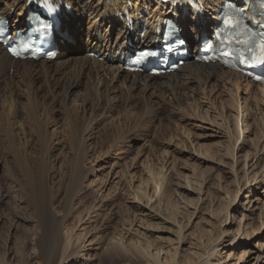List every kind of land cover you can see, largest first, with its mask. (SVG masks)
Wrapping results in <instances>:
<instances>
[{
  "label": "bare ground",
  "instance_id": "obj_1",
  "mask_svg": "<svg viewBox=\"0 0 264 264\" xmlns=\"http://www.w3.org/2000/svg\"><path fill=\"white\" fill-rule=\"evenodd\" d=\"M62 1L63 3H69L73 6L75 16L68 14L66 9L64 7L62 8L61 24L55 31V42L60 50L56 59H40L38 61L32 59H16L7 52L5 47L0 45V133H5L7 141L12 147H15L16 152H18L17 140H26L24 143L27 145L28 149L25 152L27 156L31 157H25L30 159H24L21 165L24 169V173L30 187L33 189L35 185H37L36 188L40 190V193L42 191V196L40 195V199L38 200L37 198L35 204L33 205H35V215L40 224V232L37 235L36 243L38 250H40L39 253L43 264H70L68 262L73 260L74 256L72 253L75 251H73L75 247H73V245L75 244L72 242V233L68 230L70 227L66 222L67 218H69L73 213H76L78 224H83L91 218V210L86 209L88 211L85 210V212L81 209H77V206L75 205V198H77L79 193L82 191L84 179L86 178V175H88V172L84 169L85 158L88 154V152L85 151V143L90 139L94 129H96L94 127V122L98 116H103L102 119L105 120L106 124L110 127L111 133H108L107 136L108 139L110 138L111 140V142H109L111 143L109 147L113 148L115 144L117 147L119 145L118 142L125 140V138L129 135L128 133L132 131L129 126L126 127L127 124H125V118H130L132 121L139 120L146 124L148 123L151 127H154L155 122L158 121L157 125L151 132V140L149 139V142L153 143L156 141L155 143L161 144L164 143L163 141L166 139L171 140V142L178 139V125L177 122H175L176 120L174 121V118H172V113L178 109L180 111L184 110L186 112L185 114L188 115L189 113L187 114V109H185L186 106L183 108V103H190L189 101L192 100L190 97L193 95L196 99L199 98L201 101H204L207 108L217 112L215 110V103L212 102L214 99L213 96L211 94H205L204 92L201 93V84H199V86L197 84L200 82L201 78L203 79L218 76L221 80L230 84L231 90L235 91L236 94L243 90L246 92L258 91L261 95L260 96L258 94V96L264 103L263 82H256L241 72L226 68L220 62H200L193 56L188 58V62L181 66L178 70L160 75L151 74L149 71L131 72L125 68L120 58V54L122 52L127 53L131 50V47L128 45L129 40L133 39L134 35H136L138 31L144 27L146 28V31L141 38V42L150 44L156 35V27L162 24L164 19L171 18L172 12L175 13L174 15L176 20L182 24L183 27V25L186 24L185 21L187 20L186 16L188 14L184 7L180 9L176 6L168 9L167 6L161 2V0ZM129 1L134 3V8L129 6ZM202 1L205 6L204 16H200L199 11H191L190 17L193 19V22L192 24L189 23L187 28H184L182 32L183 37H186V40H192V38L194 39V36L192 37V33H194L195 39L200 38L201 40L203 37H207L208 20L205 15L207 9L209 10L208 14H211L215 18L211 23V27H215L219 19V9L226 0ZM234 1L244 5L245 9L248 8L247 4H244L243 0ZM25 2L26 0H0V14L11 19V23L9 24L13 28V34L17 28L21 27V24L25 23V19L23 20V16H26L27 10ZM201 7L202 6L200 5V8ZM128 17L134 19L132 27H129L128 25ZM69 30L71 33L68 32ZM73 32L77 35L78 41L82 45L88 46L87 49L82 50L80 47L76 46V44H73L76 41ZM131 33L134 35L132 36ZM199 45L200 42L196 44L195 50L198 49ZM90 52H95V54L92 55ZM107 76H110L111 78L108 80ZM120 82H122L124 87V84H129V86L125 88L127 91H121L123 93V98H121V95L117 96L116 93H113V91L116 92V88L118 87L117 85H119ZM225 82H223V84ZM189 83H193L192 87L186 88L189 86ZM133 87L136 89L139 88V93L137 92L138 94L136 92L134 93L132 90ZM81 89H84V91L82 92ZM149 90H156L158 94H168L169 97L160 98V100L157 101L153 100L155 98L147 99L146 96ZM181 90H184V93L186 91H190L191 94H187V96H185L186 98H182L184 96L181 97L178 93ZM235 98L237 97H234V99ZM237 100L239 105V111L237 112V120L239 122L237 135L239 137L236 139V143H233V149L227 145L228 148L230 147L228 154L233 157V167L231 170L234 172L235 182L238 179V169L236 170V166L239 161V158L236 157L235 154V150L238 152L239 149L237 145H239L238 143L241 142V139H243L242 142L246 143V141H244L245 134L249 133L250 130H255L256 132L260 129L255 118L249 116L252 113H249V115L247 114L252 121L250 122V120H247L248 116L244 114L245 112L243 113L240 111V109H244L241 107V100L239 98ZM104 101L106 102V106L108 105L107 110H103L101 108ZM193 107L192 110H194ZM59 108L61 109L60 112H62L61 118H57L58 115H56ZM184 111H182V113ZM191 115L193 116V114ZM261 116L264 117V112L262 111ZM195 118L197 119L198 117ZM131 120L130 122H132ZM262 120L264 119L262 118ZM207 121L202 119L198 120V122L203 125H207ZM186 125L185 127L188 126ZM58 128H62L63 130L66 129L68 131V144H72V150L76 153V159L74 158L75 161L72 162V165L70 162L71 175L70 178H68V193L61 205L60 211L56 210L59 206H57V208L55 207L53 201V197L55 198V196H52L50 193V183L52 184L51 179L56 176L55 172H57V169L55 168L56 170L54 172L52 163L47 161L52 157V154L50 155L49 152L50 150H53L51 147L54 143L55 136L58 134ZM134 128L133 130H136ZM149 129L151 128L149 127ZM186 130L187 129H185V131L182 130V133L186 139L190 140V133ZM207 130L213 131L217 137H230V133H228V131L225 132L222 129L218 130L214 129V127H210ZM28 134L36 135L38 144L37 147L31 146ZM129 138H131V136ZM261 139L263 140V138ZM182 141L184 140L182 139L181 142ZM192 141L195 142L194 140ZM262 143L261 149L263 153L264 140ZM199 146H202L200 142H195L191 146L195 148L193 150L191 149L192 151L189 154L193 160H196L199 163H208L206 161L212 162L213 164L218 163L210 156L212 153L209 155L206 154L209 152L210 148L208 149L205 146V149H203ZM256 148H258V145ZM164 151L165 153L163 154L166 156L165 158H167V155H172V151L169 149H164ZM211 151L213 152L214 149L210 150V152ZM260 152L253 157H250V154L244 155L243 167H245V170H247L248 173L254 172V170L256 171L257 164L255 165V163L251 162H253V159L255 158L256 161H260V155L262 154ZM173 166L174 163L171 161L169 164L170 168H167V171L171 170V168L173 169ZM190 167L187 170H191V175H187L186 180L184 181L186 185L183 189H185L188 193L196 194V192H194L196 191L195 187H198V190L200 189L197 193L199 197L198 199L201 203H204L206 197L208 196L207 198H209L210 193L206 194L208 190L205 193V190L202 189L203 183L198 182L197 179L193 178V171L195 168L193 169L191 167V169ZM150 169L147 171V181L141 183L143 186L137 185L135 188L133 187L134 201L132 203L136 207V212H138L137 215L144 213L145 216H151L153 213V215L159 217V215L154 213V204L155 201H157L154 197H159L164 193H161V191L169 189L170 185H168V188L166 186L164 187V183L166 181L165 172L163 173L164 175H161L162 172L155 173L151 172L153 168L151 170ZM248 169H251V171ZM65 170L67 171L68 169ZM258 173L259 172L256 171L253 173L252 177L246 176L245 178V183L249 188L248 194L246 195L247 202H245L248 207H250L251 211H254L256 208L259 211L258 214L260 224L257 227H253V231L257 236L259 235L258 237H260L264 235V207L260 208L257 206H259L261 202L262 205L264 204V190L262 191L263 193H260V191H258V187L260 185L261 187L264 186V178H262L263 176ZM11 174V172H7V175L11 176ZM260 177L261 179L259 180ZM64 181L65 180H63V182ZM171 181L174 182L173 180ZM52 185H55V183ZM238 185L235 201L231 200L230 197L227 196L228 202L223 205L219 216L223 214L229 218V208H231L234 202H236L242 190L240 183ZM52 190L53 188L51 189V192ZM150 190H152L153 193H150ZM34 192L36 193L37 191ZM258 192L259 195L263 196V199H260L258 196L256 198L255 195H257ZM168 194L170 193L168 192ZM33 195L28 196L27 198L34 203L35 196L33 197ZM144 197L146 199H144ZM161 197L162 196H160V199ZM144 201L147 203L146 205L144 204ZM255 203L259 205L256 204V207H254ZM186 206L187 208L192 207L189 204H186ZM243 209H245V207H243ZM205 221L204 226H201L199 221L195 222V224L199 225L196 226L199 228V232L196 234L198 239H195L197 242L195 244L198 245L199 248L197 250H193L190 254L184 255L182 254V249H180V245L185 242L183 232L186 228V224H184L183 221H178L175 225L179 229V239L176 243L177 246L174 245V251H169L168 249L165 253H163V255H161V252L164 250V246L162 244L157 245L158 241L155 240H160L161 238L158 236L154 241L149 240L146 241V243H143L141 240L138 241L128 239L125 234H120L119 236L114 235V237L109 236L110 239L107 241L106 247L102 252L103 257H114L119 258V260L123 259V264H223L220 261H213L214 256L222 255V251H220V242L222 241V238H220L221 236L219 235H213V219L210 217ZM189 223H193L192 217ZM242 229L245 233L247 232V235L243 236V238H246L247 240L245 242L240 240L242 237L241 235V237L239 236L236 238L231 245L229 243L223 248L227 246H230L232 249L242 248L243 242L244 248H242L241 252L237 254L236 261L225 264H243L246 259L253 261L251 264H264V242H261L258 248L255 245L250 244V235H248L247 224L245 226H239L238 233H240ZM130 230L131 227L128 231ZM96 256L100 259V256L102 255L97 253ZM77 258L78 257H74L73 262H75V259ZM0 264H5L4 256L0 257Z\"/></svg>",
  "mask_w": 264,
  "mask_h": 264
},
{
  "label": "rangeland",
  "instance_id": "obj_2",
  "mask_svg": "<svg viewBox=\"0 0 264 264\" xmlns=\"http://www.w3.org/2000/svg\"><path fill=\"white\" fill-rule=\"evenodd\" d=\"M188 23L192 24L191 21ZM73 34L75 35L76 39L73 44H76V46L80 47L82 50L87 49L88 46L82 45L78 41L77 35L74 32ZM193 35L194 33H192V37ZM194 41L196 42V40ZM110 78V76H107L108 80ZM223 82L225 81L221 80L218 76L200 79V82L197 84L198 86L201 84V93L204 92L205 94H211L213 96L215 100L213 99L212 102L215 103V110L217 112L207 108L206 104H204V101H201L199 98L196 99L194 95L192 97L188 96L192 100L189 101L190 103L185 104L184 102V106H182L183 108L186 106L185 109H187V114L189 113V116H192L191 114H193V116L189 117L185 114L186 112L184 110H182L184 111L182 113V111L178 109L172 113V118H174V121L176 120L175 122H177L178 125V139H175V141L172 142L168 139L164 140V143L161 144L155 143L156 141L154 140L153 143L149 142V139L151 140V132L157 125L158 121L155 122L154 127H151L148 123L146 124L139 120L132 121L130 118H125V124H127L126 127L129 126L132 131L128 133L129 135L125 138V140L118 142L119 145L117 144V147L114 143L115 146L110 148L109 145L111 143L109 142H111V140L110 138L108 139L107 136L108 133H111L110 127L106 124V121L102 119L103 116H98V120L96 119L94 122V127L96 129H94L90 139L85 143V151H87L88 154L85 158L84 169L88 172V175H86V178L84 179L82 191L79 193L77 198H75V205L77 206V209H81L83 211L86 209L91 210V218L83 224H78L76 213H73L69 218H67L66 222L70 227L68 230L70 233H72V242L75 244L73 245V247L75 246L73 251H75H72V254L74 257H78L75 259V262H73L74 257L72 256L73 260L69 261L68 263L123 264V259L119 260V258L114 257H103L102 253L106 247L107 241L110 239L109 236L114 237V235L119 236L120 234H125L126 238L128 237V239H134L138 241L141 240L143 243H146V241L149 240L154 241L158 236L161 238L160 240H155L158 241L157 245L162 244L164 246V250L161 252V255H163V253H165L168 249L169 251H174V245L177 246L176 243L179 239V229L175 225V223L178 221H183L184 224H186V228L183 232L185 242L180 245V249L183 251L182 254H190L193 250H197L199 248V246L195 244L197 243L195 239H198L196 234L199 232V228L196 226L199 225L195 224V222L199 221L201 226H204V223L206 222L205 220H207V218L209 219L210 217L213 219V235H219L221 236L220 238H222V241L220 242V251H222V255L214 256V262L220 261L225 264L236 261L237 254H239L242 248H244V242L247 240L246 238H243V236L247 235V232L245 233V231L242 229L240 233H238L239 226H245L247 224L248 235H250V244L255 245L258 248L261 242H264V235L258 237L259 235L257 236L253 231V227H257L260 224V218L258 214L259 211L257 208L254 211H251L250 207H248L246 204V195L248 194L249 188L245 183L246 176L252 177L253 173L256 171H258V174H261L263 176L262 178H264V167H262L264 166V152L262 153L261 149V143L264 140V120H262L264 117L261 116V111L264 112V103L262 100H260L258 91H251V94V92H246L243 90L236 94L235 91L231 90L230 84L226 82L223 84ZM192 84L189 83V86L186 88H191ZM124 85L125 87L123 86L122 82H120L119 85H117L118 87L116 88V92L113 91V93H116L117 96L121 95V98H123L122 92L127 91L125 88H127L129 84ZM195 88L197 89L196 86ZM81 90L82 92L84 91V89ZM132 90L134 93H139V88L136 89L133 87ZM183 91L184 90L178 92L181 97L184 96L182 98H186L185 96H187V94H191L190 91L188 92L185 90V93ZM233 96L237 98L234 99ZM146 97L147 99L155 98L153 100L157 101L160 100V98L169 96L168 94H158L156 90H149ZM238 98L241 100V107L244 108L240 109V111L243 113L245 112L244 114H246V116H248L249 113H252L249 116L255 118L260 129L256 132L255 130H250L249 133L245 134L244 141H246V143L242 142L243 139H241V142L238 143L239 145H237L239 149L238 152L235 150V154L236 157L239 158V161L236 166V170L238 169V179L235 182L234 172L231 170L233 167V157L232 155L228 154V150L230 147L233 149L236 139L239 137L237 135V128L239 127V122L237 120V112L239 111V105L237 103ZM103 104L101 108L103 110H107L108 105L106 106L105 101ZM192 107L196 112L192 110ZM60 108L59 111L56 112V115H58L57 118H61L62 116V112H60L62 108ZM249 116L247 120H250L251 122L252 120L249 118ZM195 117L198 118L196 119ZM201 119L206 121L208 120L207 125L199 123L198 120ZM130 120L132 122H130ZM129 122L132 125H130ZM140 125H143L145 128ZM185 125L187 127H185ZM149 127L151 129H149ZM210 127H214V129L218 130L222 129L225 132L228 131V133H230V137H217L213 131L207 130ZM133 128L136 130H133ZM181 129L184 131L187 129L186 131L190 133V140L184 137ZM28 135L31 146L37 147L38 144L36 135ZM130 136L131 138H129ZM181 138L184 141L181 142ZM261 138H263V140ZM68 140V131L66 129L63 130L62 128H58V134L55 136L54 143L51 147L53 150H50L49 152L50 155L52 154V157L47 160L49 163H52L54 172L57 169V172H55L56 176L51 179L52 184L55 183L56 186L50 183L51 189L53 188L52 192L50 189V193L56 198L55 199L53 197V201L56 208L59 206L56 209L58 211H60L61 205L63 204L68 193V178H70L71 175L70 171L72 162L75 161L74 158L76 157L75 151L72 150L73 146L72 144H68ZM192 140H194L196 143L200 142L202 145L201 147L199 146L200 148L205 149L206 146L208 149L210 148V150L214 149V153L212 151L210 152L209 150V152L206 154L209 155L212 153L213 155L211 154L210 156L214 159H211L217 161L218 163L213 164L209 161H206L208 163H199L196 160H193L189 155L191 151L195 149L194 147H191L192 144L195 143ZM25 141L26 140H17L18 152H16L15 147H12L7 141L5 133H0V257H5V264H43L39 253L40 250H38L36 243L37 235L40 232V224L35 215V205H33L35 204L36 199L38 198L39 200L40 195L42 196V191L40 193V190L36 188L37 185H35L33 188L34 190L30 187V184L26 179L24 169L21 165L24 159H30L25 157H31L26 155L25 151H27L28 147L25 145ZM227 145L230 147L228 148ZM257 145L260 150L256 148ZM164 149H169L172 151V155H167V158H165L166 156L163 154L165 153ZM257 150L258 152L261 151L260 153H262L260 155V161H256V158L253 159V162L251 163H255V165L257 164L256 171L254 170V172L248 173L247 170H245V167H243V157L245 154H250V157H253L257 155ZM108 151L109 153L107 154ZM171 161L174 163L173 169L171 168V170L167 171V168H170L169 164ZM190 166L193 169H196L193 171V178L197 179L198 182L203 183L202 189L205 190V193L208 190L206 194L210 193L209 198H207V196V201L205 200L204 203H201V201L198 199L199 197L197 193L200 191V189L198 190V187H195L196 191L194 192H196V194L188 193L185 189H183V187L186 185L184 181L186 180L187 175H191V170H187ZM150 167L153 169L151 170ZM65 169L68 170L66 171ZM149 169L151 172L155 173L162 172L161 175L166 174L164 187L166 186L168 188V185H170V190L164 189L165 191H161V193L164 192L160 195L164 197H161V199L164 200H161L160 196L154 197V199H157L154 204V213L159 215V217L153 215V213L151 216H145L144 213L137 215L138 212H136V207L132 203L134 201V188L137 185L143 186L141 183L147 181L146 176ZM248 170L251 171V169ZM7 172H11V176L7 175ZM260 179L261 177L259 180ZM63 180H65V183ZM239 183L242 190L236 202H234V206L232 205L231 208H229V218L223 214L219 216L221 214L223 205L227 204L228 202L227 196L230 197L231 200L235 201L236 190L237 186H239ZM263 190L264 186L261 187L260 185L258 187V191L261 193ZM34 191L37 192L35 193ZM168 192L170 194H168ZM150 193H153V191L150 190ZM31 195H33V197L35 196L34 203L27 198ZM255 196L256 198L258 196L260 199H263V196L259 195V192ZM144 199L146 198L144 197ZM144 204L146 205L147 203L144 201ZM186 204H189L192 207L187 208ZM256 204L257 203H255L254 207H256ZM260 205L257 207H264L262 202ZM243 207H245V209H243ZM191 217L193 223H189ZM130 227L131 230L128 231ZM239 236L241 237L240 240L244 241L242 243V248L232 249L230 246L223 248L229 243L231 245L232 242H234ZM97 253L102 255L100 256V259L97 258ZM251 262L253 261L246 259L244 260L243 264H251Z\"/></svg>",
  "mask_w": 264,
  "mask_h": 264
}]
</instances>
